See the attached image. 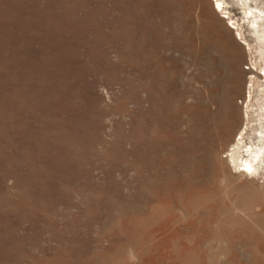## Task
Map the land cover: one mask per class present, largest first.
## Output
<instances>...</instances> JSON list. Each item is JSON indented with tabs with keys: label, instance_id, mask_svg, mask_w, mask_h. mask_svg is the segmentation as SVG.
Listing matches in <instances>:
<instances>
[{
	"label": "rangeland",
	"instance_id": "rangeland-1",
	"mask_svg": "<svg viewBox=\"0 0 264 264\" xmlns=\"http://www.w3.org/2000/svg\"><path fill=\"white\" fill-rule=\"evenodd\" d=\"M223 1L0 0V264H264L229 158L264 42Z\"/></svg>",
	"mask_w": 264,
	"mask_h": 264
},
{
	"label": "bare ground",
	"instance_id": "bare-ground-1",
	"mask_svg": "<svg viewBox=\"0 0 264 264\" xmlns=\"http://www.w3.org/2000/svg\"><path fill=\"white\" fill-rule=\"evenodd\" d=\"M213 2L214 9L217 12L222 13L223 17H227V11L224 7L225 2L223 0H213ZM236 2L241 5V8L243 9L242 21H245L248 24V27L250 28L253 37L257 40V44L263 43L264 0H236ZM249 3L252 4V8L249 7ZM228 24L232 29H236L235 36L238 39L242 40V42L244 43L245 38L242 36L240 29H237L238 26L236 28L235 22L229 21ZM256 112L257 118H254L256 120V127L253 129V136L251 137L252 140H254L252 142H249L248 145L238 143L234 151L232 153L230 152L231 154L229 157L232 162V165L238 172L251 176L257 175L259 171L264 168V96L258 104V109ZM235 156L237 157L236 160L234 158ZM245 193L246 194L244 195H247L249 191Z\"/></svg>",
	"mask_w": 264,
	"mask_h": 264
}]
</instances>
